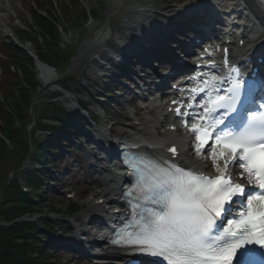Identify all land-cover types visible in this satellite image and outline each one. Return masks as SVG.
<instances>
[{
	"label": "snow or ice",
	"instance_id": "1",
	"mask_svg": "<svg viewBox=\"0 0 264 264\" xmlns=\"http://www.w3.org/2000/svg\"><path fill=\"white\" fill-rule=\"evenodd\" d=\"M206 63L207 74L193 79L189 102L172 103L182 126L194 134L195 152L211 157L217 175L186 169L171 157H161L164 163L153 164L147 175L145 169H134L138 180L129 195L136 197V215L115 243L163 257L167 264H257L256 257L264 264V252L251 247L264 249V80L250 88L253 78H246L240 66L227 67V57L222 75L214 61ZM168 151L177 155L175 146ZM230 163L242 169L241 180L246 173L247 183L258 191L246 192L235 182ZM237 197L246 201L220 228L217 222Z\"/></svg>",
	"mask_w": 264,
	"mask_h": 264
},
{
	"label": "rangeland",
	"instance_id": "2",
	"mask_svg": "<svg viewBox=\"0 0 264 264\" xmlns=\"http://www.w3.org/2000/svg\"><path fill=\"white\" fill-rule=\"evenodd\" d=\"M48 1L49 2L52 1V6H50V9H53V5L54 8H56V6L58 7L57 3L59 0H48ZM81 1H82L81 4L82 9L85 8L88 11H92V10L97 11V20L94 21L93 23L90 19L87 21H80L79 19H77L73 23L66 22L67 37L66 38L64 37V39L65 40L67 39L70 43H68L67 44L68 46L66 47L62 46V50L66 51L67 47H73L74 49L70 53V55L73 57L79 55L78 53H80L82 49L81 48L82 43L86 41L87 35L89 33L90 34L92 33V28L90 27L91 24L94 25L95 28L106 26L113 31V33L116 35L117 38H121L123 37L122 32L120 31L122 25L130 26L131 28L133 26L139 28L141 26L151 27V25H153L154 22H160L157 16L155 18L154 16H151L149 14L146 13L144 14L143 12H137L135 8L136 9L143 8L142 10L148 9V10L156 11L159 15L164 14L162 8L164 7V5L162 0H145L143 2L137 4H131V5L130 4L127 5L128 4L127 3L126 4L127 6L125 7L122 6L123 3L121 1L119 2V0H81ZM36 2H37L36 0H30L27 6H29L30 4L35 5ZM70 2L71 1H69V3ZM4 5H7V3L3 4V6ZM14 5H17L19 8L22 9L25 8L27 10L26 5L24 4L23 6H21L20 2L17 0L14 2L10 1L7 6H10L11 10H13ZM137 5H139V7H137ZM128 8L131 9L132 11L126 10ZM21 14L24 13L22 12ZM172 15H174V13H171L168 16H172ZM23 17H25L26 19L28 18V15H24ZM14 20H16L15 21L16 24L12 22L13 24L12 29L14 31L20 30L19 28H17L18 27L17 24L21 28L25 27L24 25L26 23L25 22L26 20H23L22 18L17 20L16 17L14 18ZM31 24L32 23H29V25ZM87 29L88 32H86ZM123 32H124L123 34H132L135 33L136 31H131V29L128 31L126 29ZM16 35L17 36L20 35L25 38H30L33 41L36 39V35H33L28 32L16 33ZM92 37L93 35H91L88 38V42L92 40ZM62 42H64L63 39ZM79 43L80 46H78ZM108 47L111 48V46ZM77 49H78V53H76ZM90 56L92 57V54L86 55V52H84L81 57L82 59L79 61L77 60L78 62L74 66H72V69L69 72L63 69L64 72L62 74H59L60 81L58 84L68 85L71 95H73L76 98L77 97H80L81 99L87 98V91L85 89H83V93L80 94L78 90L86 86V83L88 82L89 72L93 68L92 62L86 61V59L90 58ZM3 79H4V74H0V80ZM47 97L48 95L46 93L41 94L39 101L40 102L39 111H42L43 101L47 100ZM129 97L131 99L132 96ZM60 98H64V96H60ZM108 110H109L108 115L110 118H112L113 120H120L123 124L126 123V121H124L125 113L120 114L118 111L111 108H109ZM130 123L133 122L131 121ZM90 158L92 159L93 162L96 160L94 157L90 156ZM66 159L67 160L65 161V163H63V166L59 170V172H64L65 169H72L71 172L64 177V181H66V183L68 184L67 188H70V191L68 193L71 192L77 193L76 199L80 201V204H86L87 206V199L89 195L93 194V192L96 190V187L94 184H92V181L94 178H96L97 175L93 174L91 169H86L85 165L82 162L78 161V163H74V160L76 159H70V156H68ZM30 169H31V164L28 163L26 165L25 171H28ZM23 177L24 174L22 175V179ZM21 184L22 185L24 184L23 180ZM56 198L57 199H52V200L46 198L44 207L48 212L54 209L56 212L59 213L60 216H62L63 214L67 213V209L70 205L69 204L70 202L67 201V198L63 193L56 196ZM87 210H88V206L85 207L82 212H79V214L75 215L72 218L77 225H82V221L77 219L79 217H82V215L86 213ZM66 231L67 228L65 226L62 225L58 226L56 230V237L62 236V234H64ZM58 258L60 260V264H66L69 259L71 260V262L80 261L77 259L79 257L74 254L65 253L64 255H58Z\"/></svg>",
	"mask_w": 264,
	"mask_h": 264
},
{
	"label": "trees",
	"instance_id": "3",
	"mask_svg": "<svg viewBox=\"0 0 264 264\" xmlns=\"http://www.w3.org/2000/svg\"><path fill=\"white\" fill-rule=\"evenodd\" d=\"M20 96L19 100H14L11 104V113H7L4 107H0V116L4 120V129L0 127V130L5 132L11 141L22 142V147H26L25 150L28 151L27 143L23 142L25 129L19 132L13 127L14 117L21 120L27 119L25 110L30 102L29 97L24 91L20 93ZM4 145V142L0 140V174L3 164L6 163L3 155ZM43 151L40 148V152L43 153ZM39 159L42 160V155ZM35 176L42 178L43 174L36 170L28 176L29 184L32 186H36L33 182L36 179ZM1 189L3 190L0 192V221H13L33 209L35 204L18 188L16 180L7 183L1 177ZM40 238L44 237L38 223L22 222L7 227L0 226V264H48Z\"/></svg>",
	"mask_w": 264,
	"mask_h": 264
},
{
	"label": "bare ground",
	"instance_id": "4",
	"mask_svg": "<svg viewBox=\"0 0 264 264\" xmlns=\"http://www.w3.org/2000/svg\"><path fill=\"white\" fill-rule=\"evenodd\" d=\"M144 0H136L135 3H140V2H143ZM181 1V0H164V8L168 11H176L177 9H175L178 5V2ZM230 1V0H229ZM237 2L240 4V6H244L247 10H249L253 16L256 18L257 22L254 24L253 26V29L255 30V32L257 33V41H262L263 38H264V19H263V16L260 12V10L258 9V7L251 1V0H232V3L234 2ZM1 2H3V0H1ZM137 7H139L137 5ZM184 7V6H182ZM179 10V11H182V8ZM188 24L187 26L190 27V28H194L195 25H198V23H202L204 20H205V16L204 15H201L199 17H189L188 19ZM181 26V24H175L174 27H177L179 28ZM130 30L131 27L130 26H124L120 29V31L122 32V35H124L123 31L124 30ZM105 34H106V29H102L100 32H99V35L97 36V41H100V42H103V41H106V37H105ZM154 39H155V42L158 44V42L161 40L156 38L154 36ZM170 39H173V37H170ZM110 42V41H108ZM107 42V43H108ZM94 47H96V42L94 44L90 43V45H88L86 47V51L85 52H91L93 50H95L97 53L100 52L101 50V46H98L97 49H94ZM159 47H161L162 49H166V47L164 46V44L161 42L159 43ZM40 71L42 72V76H44L45 78L47 79H50V80H54V75L53 74V70L47 68V67H41L40 68ZM158 121H152L150 124H151V127H153L155 124H157ZM94 172V169L93 171ZM94 184H96L99 188L93 193V194H96V197L94 198V201L92 203L89 204V209L87 211V216H89V214H92L94 216L96 215H100L101 212H97L98 210V207L99 205H97L95 202H99L101 199H107L108 200V204L107 205H110L113 200H115L114 196L116 195V190H117V187H116V184L111 182L109 184H106L105 182H100L99 180H94ZM87 217H84V219H86ZM77 230V234L80 235L81 237H84L86 236L85 233L83 232L84 229L83 228H80V227H77L76 228ZM108 253L111 254V250H108L107 251ZM119 252L118 251H114V256L112 258H107V259H103L102 261H120V256L118 254ZM107 261V262H108Z\"/></svg>",
	"mask_w": 264,
	"mask_h": 264
}]
</instances>
